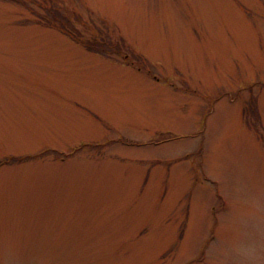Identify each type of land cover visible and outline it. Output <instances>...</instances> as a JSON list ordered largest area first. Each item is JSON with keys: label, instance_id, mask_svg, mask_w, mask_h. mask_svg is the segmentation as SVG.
<instances>
[{"label": "rangeland", "instance_id": "374dc122", "mask_svg": "<svg viewBox=\"0 0 264 264\" xmlns=\"http://www.w3.org/2000/svg\"><path fill=\"white\" fill-rule=\"evenodd\" d=\"M20 1L0 0V264H264V0H59L124 40L109 57Z\"/></svg>", "mask_w": 264, "mask_h": 264}, {"label": "trees", "instance_id": "16d2710c", "mask_svg": "<svg viewBox=\"0 0 264 264\" xmlns=\"http://www.w3.org/2000/svg\"><path fill=\"white\" fill-rule=\"evenodd\" d=\"M44 1L47 2V5L44 6L41 4L44 12L36 13V23L60 30L67 36L81 43L87 50L95 53L105 56L120 53L121 46L118 40L114 41L107 30L104 31L99 26H92L93 29L91 30L88 24L84 23L86 25V28L84 27V31L89 30L90 32L89 37H86L81 33L82 31L78 29L77 24L79 20L75 17V15H73V11L69 6L65 3L63 5H59V2H61L59 0ZM19 2L22 1L19 0Z\"/></svg>", "mask_w": 264, "mask_h": 264}]
</instances>
